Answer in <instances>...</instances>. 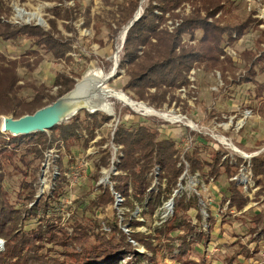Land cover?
Instances as JSON below:
<instances>
[{
    "label": "rangeland",
    "instance_id": "rangeland-1",
    "mask_svg": "<svg viewBox=\"0 0 264 264\" xmlns=\"http://www.w3.org/2000/svg\"><path fill=\"white\" fill-rule=\"evenodd\" d=\"M131 1L133 0H2L10 7L7 18L15 26L34 24L49 30V21L55 19L59 30L55 36L66 41L70 47L65 56L68 59H54L50 53L39 48L42 60L36 67L28 69L22 64L18 65L19 85L31 82L51 87L58 74L73 77L76 83L90 73L108 74L116 63V74L108 81L107 86L121 91L134 102L168 116L167 119L157 114H149L143 109L136 110L115 98L113 94H104L107 97H101L105 102L102 107L106 109L108 106L110 109H97L99 114L96 119L99 121L102 114L109 115L110 119L95 128L92 136L86 129H82L75 140H57L43 151L42 159L27 157L30 161L28 169L17 159L13 164L4 163L2 186L5 197L16 208L24 207L28 203L22 197L25 194L21 187L22 180L30 181L36 177L35 196L39 198L52 194L57 179L63 174L61 181L62 184L66 183L63 188L64 197L61 207L54 212V216L60 215L61 219L55 221L65 225L66 222H71L73 214L97 217L102 220L103 230L108 232L110 228L107 223L116 221L125 234L131 231L126 219L128 213L129 219L144 220V224L137 227L136 231L150 233L161 221L172 216L175 198L182 195L192 197L198 202L200 230L209 234L205 244L204 241L197 242L198 247H195L190 258L201 260L199 264H224L226 257L232 255L240 244L249 241L257 243L256 240L261 241L264 237L263 233H256L253 234L254 238H246L253 212L259 211L264 204V178H259L261 182L258 183L251 171V160L264 153V144H256L264 139V71L256 70L252 81L239 82L249 74L240 53L243 50H252L259 56L257 39L263 40L260 47L264 48V0H229L225 3L223 11L215 15L216 18H222L221 24L225 21L243 20L249 14L251 19H254L240 38L232 41L225 35L221 41V59L228 58L225 62L228 68L224 73L219 69L207 71L194 62L185 74L184 85L162 87L160 90L150 89L152 95L147 101L131 97V92L125 89L129 81L127 67L119 66L124 59L123 45L127 30L143 15L149 5V0H136V8L131 9V4L127 6ZM55 6L59 7L64 15H69L68 20L57 19L52 15L51 9ZM192 9L190 2H183L171 13L162 14L159 10H154L155 15L163 17L158 29L173 33L182 20L191 14ZM129 24L131 25L128 27ZM199 35L200 32H197L195 37L191 38L190 34H182L180 43L183 46H197ZM233 37L235 38V34ZM30 49L36 48L29 40L0 39V56L8 59H17ZM139 49L138 53L141 55L143 47L140 46ZM30 62L33 63V59ZM56 89H51L53 95ZM32 95L33 91L30 89L18 92V97L24 100H29ZM2 116L5 115H0V119ZM78 118L80 123L87 122L84 120L83 111L79 112ZM193 123L196 127L190 128L189 125L193 126ZM140 124L159 129V139L168 137L169 140L176 141L178 150L174 157L178 166L181 165L183 169L172 189L171 197L162 201L163 204L151 218L141 216V208L136 203L135 209L130 210L123 204L122 195L114 189L113 177L122 173L117 166L123 155L122 145L113 141L115 131L121 125L135 128ZM45 133L48 136L59 135L51 131ZM84 140H87V144ZM227 143L233 144L237 151H233ZM217 154L222 161L228 159L229 164L234 165L229 176L223 169H220L217 178L206 171L208 168H205L204 172L191 170L190 156L196 155L201 160L210 161ZM103 161L106 163L103 164ZM160 173L159 166L155 165L148 175L151 178L150 189L165 187V179L159 177ZM228 182H234L240 189V194L248 199L247 204L240 210L233 208L234 205L227 196ZM97 185L110 190L113 202L101 211H84L83 206L97 193ZM32 204L29 203L28 207ZM73 207L74 213L71 215ZM195 215L196 210L189 209L188 218L194 220ZM38 223L37 218L29 217L22 228L24 231H30L35 229ZM67 227L70 231L68 224ZM178 233V229L172 232ZM130 242L133 243L132 240ZM0 243L1 251L4 248L2 238ZM136 247L140 251L144 250L143 246ZM237 261L235 264H244ZM157 264L178 263L165 253L162 258L157 259Z\"/></svg>",
    "mask_w": 264,
    "mask_h": 264
},
{
    "label": "trees",
    "instance_id": "trees-1",
    "mask_svg": "<svg viewBox=\"0 0 264 264\" xmlns=\"http://www.w3.org/2000/svg\"><path fill=\"white\" fill-rule=\"evenodd\" d=\"M228 1L149 0L143 15L127 30L123 45L124 59L119 64L121 67H127L129 81L125 89L131 92L133 99L147 101L152 95L150 89L160 90L162 87L184 85L185 74L194 62L207 71L219 69L224 73L228 68L225 65L228 58L221 59L223 55L221 41L225 35L232 41L240 38L249 24L254 21L249 14L243 20L225 21L221 24L222 18H216L215 15L223 11ZM183 2H190L193 5L191 14L182 20L173 33L158 29L163 17L155 15L154 10H159L162 14L171 13ZM130 4L131 9H134L137 2L133 0L127 6ZM9 11L10 7L0 0V39L3 41L26 39L36 48L26 51L17 59L0 56V115L19 118L34 113L69 91L75 84V79L65 74H58L51 87L45 84L35 85L31 82H23L19 85L18 65L22 64L28 69L36 67L42 60L39 48L50 53L54 59H61L66 58L70 47L66 41L55 36L59 33L55 19L49 21V30L34 24L15 26L8 21ZM51 13L57 19L68 20L69 17L57 6L51 9ZM197 32H200L197 46L181 45L182 34H190L193 38ZM262 42V39H257L259 56H256V52L252 50H243L240 53L249 74L239 82L252 81L257 73L256 70L264 71V48L260 47ZM140 46L143 47L141 55L138 53ZM31 59L33 63L30 62ZM229 64L232 65L230 61ZM54 87L57 89L53 95L51 89ZM23 89L33 91L29 100L18 97V92ZM82 111L87 122H79L78 114L81 112L79 111L68 122H62L48 130L59 134L56 136L55 134L48 136L45 132L13 136L8 132L0 131V238L4 240V248L0 251V264H140L143 261L146 264H157V259L162 258L165 253L178 264H199L201 260L195 261L190 255L195 247H198L197 242L204 241L205 244L208 241L209 233L200 230L198 202L192 197L182 195L175 198L172 216L161 221L160 225L155 226L150 233L136 231L137 227L144 224V220L129 219L130 213H128L126 219L131 228L129 234L123 233L116 221L106 222L110 228L107 232L102 229V220L97 217L72 215L75 207L71 211V222H66L70 231L66 223L65 226L64 223L55 221L61 219L60 215L55 217L54 212L58 211L59 206L61 207L64 197L63 188L66 183L62 184L63 174L57 179L55 191L39 198L35 196L36 177L30 181L22 180L21 187L23 191L25 190V194H21L23 200L33 204L30 207L26 204L24 207L16 208L14 204L9 203L2 186L5 162L13 164L17 159L28 169L30 161L26 159L27 157L32 156V159L40 160L43 151L57 140L61 139L65 142L70 139L75 140L82 129H86L92 136L95 128L110 119L109 115L102 114L98 121L96 119L98 112ZM160 132L159 129L145 124L137 125L135 128L121 125L115 131L113 139L115 143L122 145L123 154L117 166L122 173L113 177L114 189L122 195L124 205L133 211L136 203L141 208V216L145 218H151L157 208L171 197L172 189L183 170L174 157L178 150L176 141L169 140L168 137L159 139ZM84 143L87 144V140H84ZM256 144L263 145L264 139ZM189 160L192 171L204 172L205 168H208L206 171L211 172L214 178L218 177L220 169L229 176L234 166L229 164L228 159L222 161L218 154L210 161L201 160L196 155L190 156ZM155 165L159 166L161 172L159 177L165 179L166 185L150 189L151 178L148 175ZM251 171L260 183L259 178H264V153L251 160ZM95 188L97 193L83 206L84 211H101L113 202L108 188L99 185ZM239 190L234 182H228L227 196L230 197L233 208L237 210L248 202ZM191 208L196 210L194 220L188 218V211ZM29 217L37 218L39 223L35 229L24 231L22 227ZM177 229L180 233L172 234ZM256 233H263L264 236V204L259 211H254L250 218L247 236ZM136 245L143 246L144 250L138 252ZM253 255L254 253H250L245 244H240L232 255L226 257L225 262L235 264L237 260L240 262L249 260Z\"/></svg>",
    "mask_w": 264,
    "mask_h": 264
},
{
    "label": "water",
    "instance_id": "water-1",
    "mask_svg": "<svg viewBox=\"0 0 264 264\" xmlns=\"http://www.w3.org/2000/svg\"><path fill=\"white\" fill-rule=\"evenodd\" d=\"M131 24H129L128 27ZM114 67L115 72L113 76L107 77V83L116 74V63ZM77 85L78 81L69 91L55 99L53 102L39 108L32 114H26L19 118H14L13 116H2L3 131L1 132H8L13 136L47 132L54 126L74 117L79 111L85 110L89 113L96 112L97 109H99V106H96L97 102H95V100L88 102L84 97L76 96V94L79 93L76 89ZM138 252L142 251L139 250Z\"/></svg>",
    "mask_w": 264,
    "mask_h": 264
},
{
    "label": "bare ground",
    "instance_id": "bare-ground-1",
    "mask_svg": "<svg viewBox=\"0 0 264 264\" xmlns=\"http://www.w3.org/2000/svg\"><path fill=\"white\" fill-rule=\"evenodd\" d=\"M143 1H145V0H142V2ZM114 66L112 67V69L110 70V73H108V74L90 73V74H87L86 76H84L81 80H78V85H77L76 89L79 91V93L76 94V96L77 97H80V96L84 97L86 99V101H88V102L91 100H97L96 106H99V109L109 110L110 108L108 106H106V109H104L102 107V104L105 102L102 101L101 97H107L105 95L107 93H111L115 96V98H118L119 100H121L122 102H124L125 104H127L128 106H130L136 110L143 109L145 112H147L149 114H157L163 118L168 119L167 115L155 112L154 109H153L154 110L153 111L152 109L147 108L146 106H143L141 103L134 102L133 100L128 98L124 93H122L121 91H116V90L108 87L106 79L108 76H113V74L115 72ZM101 76H104V78ZM114 96H112V97H114ZM176 118H178V117H176ZM0 130L3 131V117H1V119H0ZM227 144L229 145V147L233 151H237L236 147L233 144H231V143H227Z\"/></svg>",
    "mask_w": 264,
    "mask_h": 264
},
{
    "label": "crops",
    "instance_id": "crops-1",
    "mask_svg": "<svg viewBox=\"0 0 264 264\" xmlns=\"http://www.w3.org/2000/svg\"><path fill=\"white\" fill-rule=\"evenodd\" d=\"M246 238H254L253 236H247ZM257 243L249 241L248 243H245L246 248L249 250L250 253H254L252 257L249 258V260H244L242 263L244 264H262L264 261V237H262L261 241L256 240ZM256 246H251V245ZM258 244V245H257ZM247 261V262H246ZM226 264V262H224Z\"/></svg>",
    "mask_w": 264,
    "mask_h": 264
},
{
    "label": "built area",
    "instance_id": "built-area-1",
    "mask_svg": "<svg viewBox=\"0 0 264 264\" xmlns=\"http://www.w3.org/2000/svg\"><path fill=\"white\" fill-rule=\"evenodd\" d=\"M138 103V102H137ZM189 127L190 128H195L196 127V125L193 123V126H191V125H189ZM1 244V243H0ZM262 264H264V261H263V263Z\"/></svg>",
    "mask_w": 264,
    "mask_h": 264
}]
</instances>
